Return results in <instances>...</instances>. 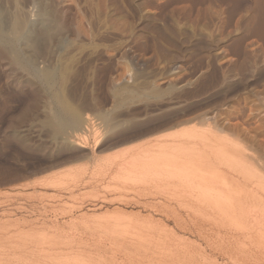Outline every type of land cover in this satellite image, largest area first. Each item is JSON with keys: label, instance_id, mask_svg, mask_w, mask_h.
<instances>
[{"label": "rangeland", "instance_id": "obj_1", "mask_svg": "<svg viewBox=\"0 0 264 264\" xmlns=\"http://www.w3.org/2000/svg\"><path fill=\"white\" fill-rule=\"evenodd\" d=\"M0 7L34 22L46 13L49 32L35 23L23 53L40 70L58 67L56 85L83 117L56 133L49 88L0 46V262L28 264L30 257L7 247L3 234L59 231L76 237L69 240L86 263L233 264L214 245L235 225L200 233L192 221L201 224L210 210L176 193L178 182L146 183L124 166L156 143L180 147L170 135L183 126L226 136L220 147L250 168L241 179L264 183V0H0ZM105 222H130L155 240L150 247L114 243Z\"/></svg>", "mask_w": 264, "mask_h": 264}, {"label": "bare ground", "instance_id": "obj_2", "mask_svg": "<svg viewBox=\"0 0 264 264\" xmlns=\"http://www.w3.org/2000/svg\"><path fill=\"white\" fill-rule=\"evenodd\" d=\"M29 19L24 17V15L22 16L19 14H14L11 17H8L6 12L4 10H2L0 7V46L8 49L14 55L15 59L20 64H22L24 67L30 69L31 71H33L34 72L33 74H36L35 76L38 77L41 80V82H43L45 84L44 86H47L49 88V90H50L49 96H51L50 99H51V102L53 104L52 112L49 110L52 113V117H49V118H51V121L49 120V122H50L51 126H53L55 128L56 133L62 135L69 128H74V127L80 126L83 123V117L78 110L73 108L64 99V96L62 95L61 89H59L57 87L56 84L58 82L57 81L58 67H55V66L51 67L50 66V67H47V68L40 70L34 64V61L32 60V58H27L24 55L22 43L24 42V44L29 45V44H32L34 42L35 36H36V32H35V28H34V25H36L35 23L38 22V24H39L38 27L41 31V34H47L49 32V29H50V23H49V20L46 16L45 12H42L40 14V19L37 22L31 21ZM208 128H210V127H208ZM213 129H215V128L213 127ZM215 134L214 135L212 134V136H205L202 133L194 131L192 128H183V126H182V128H180L177 132H175L174 134L172 133V135H170V136H172V138L171 137L170 138L173 139V141L178 138L176 140V142L178 140L183 142L180 144L177 143L180 147H177L172 143H168L169 140L167 141V143H162V144H159V143L155 144L154 143L157 146V148L154 147L148 151L146 150V152H144V153H141V151L137 152V150H136L137 153L135 152L132 154L131 159L127 161V163H126L127 165L124 167L127 171V174L131 175L130 177H135V176L141 177V178L145 179V180H143L145 182L148 179H150V181L156 180V184H157V181H161V182L163 181L164 182L163 185L166 182V184L164 186H166L167 188H168V185L170 183L176 182V184H177V182H178L180 190H176L177 191L176 193H178V191H179L180 193H182L181 194L182 196L184 195V197H185L186 193H190L192 196L195 197L194 200H196V202L193 200V202H195V204L193 203L195 205V209L199 210V209L204 208V209H207V211L208 210L211 211V213L207 212L208 214H206V215L208 218L205 219L204 221L202 220L201 224L198 223L196 220L192 221L194 218L191 220L193 222V226L198 231H200V233H203V230L207 227L206 225H209L207 228L208 230H212L214 227H218V228L222 229L226 225L229 226V224L235 225V227H237V229L240 231L236 230L235 232H232L231 236L228 235V237L222 236V240L218 241L215 245L213 244L214 243L213 240L212 241L210 240L211 237L210 238L207 237L209 235H207V236L204 235L205 241H208V243L212 246L214 245L215 248L217 250H219L218 252H221L224 256H226L228 258L229 261H227V262H232L233 264H235V263L251 264L250 262L253 261V263H255V264H264V199L262 198L263 193H264V183L260 182V181H262L260 178V181H253V183L251 185H248L247 182H245L244 178L241 179V175L244 176L243 174H245L246 172L248 173V171L250 170V168L247 165V161H244L245 158L243 159V158L239 157V155L236 154V152L234 154V152H233L234 150L230 151L231 149H229L227 147L221 148L220 144H221V142L223 143V141L226 139L225 138L226 136L224 137L223 134L217 136ZM220 136H222V137H220ZM162 137L164 139V136H162ZM157 140H158L157 142H160V143L163 142V141H159V139H157ZM221 140H223V141H221ZM96 142H97V140H96ZM151 142H153V141H151ZM97 143H95V144H97ZM148 143H146V144H148ZM142 145H143V143H142ZM150 146H151V144H150ZM135 147L140 148L141 145H137ZM129 148H131V147H129ZM146 148H147V145H146ZM132 149H135V148L133 147ZM128 151H131V149ZM122 152H124V151H122ZM122 164L123 163H121V166H122ZM132 175H134V176H132ZM130 177H129V179H130ZM131 180H132V178H131ZM143 181H140V182L144 183ZM149 182H148V184L153 183V182H151V183H149ZM135 183H136V181H135ZM160 187H161V185H160ZM191 195H190V197L192 198ZM178 197H180V195ZM177 200H179V199H177ZM145 205H147V204H145ZM184 205L186 206V203ZM154 206L153 207L156 208L157 205L154 204ZM147 208H149V207H147ZM150 208H151V206H150ZM154 208H152V209H154ZM193 208L194 207H192L191 211H193ZM174 209H176V208H171V207L167 208V210H171V211H173ZM176 210L174 213H177ZM171 211H169V212H171ZM174 213L172 212L171 214H174ZM124 215H126V213ZM176 215H178V213ZM191 216L192 215H190V217ZM204 218H206V217L204 216ZM204 218H202V219H204ZM126 219H124V220H126ZM81 220H83V219H81ZM84 221H85V219H84ZM176 221H179V220H176ZM74 222H71V223H74ZM107 222H109V221H107ZM107 222H105V223H107ZM130 222L125 223L126 225L124 224V222H123V224H121V223L109 224L110 223L109 222L107 224H103L102 226H101V224H99V227L101 226L103 233L105 231L107 233L106 235L109 236L110 241L112 240L114 243H122V245H127V244H129L128 242H131V243H136L137 245L139 244V246H143V247L147 243V244H149V247H150L151 243L154 242L153 240H155L154 234H152L153 239L150 236L151 240H150V237L148 236V235H150L149 232H151V230H148V233L146 232L147 234H145V232H144L145 230L143 231V230L139 229L138 231H133L130 229V225H131ZM183 222H182V224H183ZM185 222H187V220ZM154 223H156V222H154ZM86 225H88V224L85 223V226ZM136 225H138V224L136 223ZM248 225H249V227H255V228H253L255 230H253L252 228L247 229ZM250 225H252V226H250ZM157 226H159V225H157ZM91 227H93V226H91ZM91 227H89V228H91ZM93 228H95V227H93ZM240 228H246V230H243ZM129 229L132 232L129 231ZM152 229H154V228L152 227ZM249 229H251L253 231H250ZM95 230H99V229L95 228ZM241 230H243V231H241ZM156 231L157 230H155V232ZM237 231L239 233L244 232L243 236H242V234L241 235L238 234ZM169 234H171V233H169ZM3 235H4V237L2 236L3 237V238L1 237L2 239H5V240L7 239L10 241V244L7 245V247L10 246L13 248H18L22 252H28V256H30L28 258L29 259L28 264H92V263H86L85 261H83L81 258L80 249L74 248V246L71 245V241L69 239H72L75 236L72 238H70L68 236V238H66L67 237L66 235H68V234H66V235L64 233L61 234V232H59V231H56V233L54 232V234H52L48 231H43V232L20 231L16 235L12 234L9 236V234H8L7 237H5V234H3ZM242 237L245 239H243ZM106 238L107 237H105V239ZM168 238H167V241L169 240ZM156 239H157V235H156ZM161 239H164V237ZM246 239H248V240H246ZM164 241H166V240H164ZM167 241L165 242V244H167ZM247 241L249 242L248 244L246 243ZM13 242H16V245H14ZM159 242H161V241H159ZM186 242H188V241H186ZM211 242H213V243H211ZM237 243L241 244V246H242L241 248L243 251V253H242L243 256H239V254H237V252L235 250V246ZM75 246H76V244H75ZM152 246H154V245L152 244ZM163 246L164 247H162V248L165 249L166 245H163ZM188 246H190V245H188ZM154 247H153V249H154ZM160 247L161 246H159V249H160ZM191 247H192V244H191ZM157 250L158 249H156L155 251H157ZM176 250H178V248ZM187 250H189V248H187ZM173 252H174V250H173ZM154 254H155V252H154ZM154 254H152V255L155 256ZM194 254H195V251H194ZM168 255H171V254L168 253ZM173 255H174V253H173ZM146 256L148 257V255H146ZM8 257H9V255H8ZM21 257H22V255L20 257H18V259H20L19 263L26 261V260H23V257L22 258ZM84 260H86V259H84ZM12 261H15V260H12ZM88 262H92V261L88 260ZM0 264H2V263L0 262ZM215 264H218V263H215Z\"/></svg>", "mask_w": 264, "mask_h": 264}]
</instances>
